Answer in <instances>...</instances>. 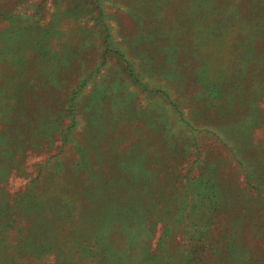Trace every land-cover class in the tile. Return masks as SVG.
Instances as JSON below:
<instances>
[{
    "label": "rangeland",
    "instance_id": "374dc122",
    "mask_svg": "<svg viewBox=\"0 0 264 264\" xmlns=\"http://www.w3.org/2000/svg\"><path fill=\"white\" fill-rule=\"evenodd\" d=\"M0 264H264V0H0Z\"/></svg>",
    "mask_w": 264,
    "mask_h": 264
},
{
    "label": "trees",
    "instance_id": "16d2710c",
    "mask_svg": "<svg viewBox=\"0 0 264 264\" xmlns=\"http://www.w3.org/2000/svg\"><path fill=\"white\" fill-rule=\"evenodd\" d=\"M215 185V184H214ZM213 184H210V188L211 186L213 187L214 186ZM215 188V187H214ZM214 193H216V189H214Z\"/></svg>",
    "mask_w": 264,
    "mask_h": 264
}]
</instances>
